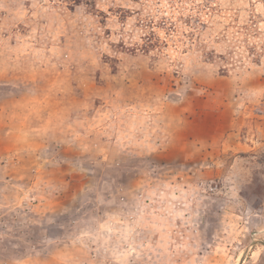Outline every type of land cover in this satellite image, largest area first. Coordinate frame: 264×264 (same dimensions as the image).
<instances>
[{"label":"rangeland","instance_id":"1","mask_svg":"<svg viewBox=\"0 0 264 264\" xmlns=\"http://www.w3.org/2000/svg\"><path fill=\"white\" fill-rule=\"evenodd\" d=\"M0 264H264V0H0Z\"/></svg>","mask_w":264,"mask_h":264}]
</instances>
